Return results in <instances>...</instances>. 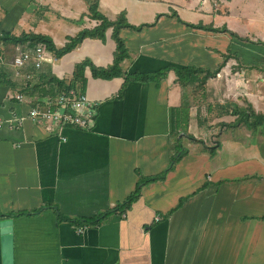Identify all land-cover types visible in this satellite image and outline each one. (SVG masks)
Instances as JSON below:
<instances>
[{
  "label": "crops",
  "instance_id": "1",
  "mask_svg": "<svg viewBox=\"0 0 264 264\" xmlns=\"http://www.w3.org/2000/svg\"><path fill=\"white\" fill-rule=\"evenodd\" d=\"M243 2L98 0L111 20L124 11L132 25L154 23L121 30L130 55L120 76L94 78L86 68L84 93L98 105L90 129L50 132L26 115L30 102L55 97L51 78L71 79L84 59L112 63L110 30L40 69L27 64L22 73H32L30 80L16 74L14 46L0 41V221L13 220V264H264V126L236 123L231 112L248 104L264 112V95L245 81L264 76V45L243 35ZM173 11L252 42L190 28ZM98 22L85 0H0V31L44 34L57 48ZM228 50L243 67L234 69L238 61L228 58L202 95L181 85L173 69L146 82L134 77L187 65L214 70ZM227 71L233 76L225 81ZM225 104L231 107L223 111ZM21 116V126H12ZM137 185L138 196L123 205ZM100 214L99 223L77 232L82 219Z\"/></svg>",
  "mask_w": 264,
  "mask_h": 264
},
{
  "label": "trees",
  "instance_id": "2",
  "mask_svg": "<svg viewBox=\"0 0 264 264\" xmlns=\"http://www.w3.org/2000/svg\"><path fill=\"white\" fill-rule=\"evenodd\" d=\"M88 3V15L98 20V24L93 28H85L79 31L75 36L69 37L68 42L61 48H57L53 43L51 37L44 34H35V33H22L20 35H15L9 32L0 31V41L5 44H24L29 43L31 46L36 44H42L46 47L47 50L54 53L57 57H61L63 54L71 51L75 47H77L81 41L85 38H95V39H105L106 33L108 30L111 31V38L115 42V51L113 54L112 63L106 67H98L95 66L90 60L84 59L81 62L75 65L73 74L71 79H56L51 78L50 82L52 83L51 89L49 91L50 96H56L58 92L62 90L74 89L75 91L84 92V87L86 84L85 70L88 68L91 72L92 77L94 78H103V79H111L113 77L120 76L123 73L122 62L129 57V51L125 45L124 39L121 37L120 32L124 28H130L132 30H141L143 27H147L153 25V23H144L141 25H132L127 21L125 12L122 11L118 14V16L111 20L103 12L99 9L98 0H85ZM159 14L157 17H159ZM172 16L176 17V19L185 24L186 26L193 29H202L212 32H227L233 38H238L243 41L252 42L247 37L239 36L237 33L230 31L226 26H222L221 28H215L212 25H205L201 22L199 23H191L186 22L179 17L177 12L173 11L171 13ZM256 43L263 44L264 42L259 40ZM222 61L218 64V66L214 69H204L195 66H177L172 68H166L165 72H160L158 74H136L134 77L142 82H146L149 80H153L157 77H164L166 72L169 69H173L176 74L177 81L184 86H191L193 90V94L195 96L202 95L205 93L206 89V81L208 78L215 76L222 67L226 64L228 58L234 57L238 61L237 68H242L240 57L237 54L232 53L230 50L226 54H222ZM249 68H257L254 65H250ZM260 69L264 71V66H260ZM130 76L127 74L126 78ZM223 111L229 110L231 104H225L220 106ZM232 113L237 114L238 118L236 123H243L249 128H258L259 126H264V112H256L255 109L248 104L247 107H238L237 105L233 106L231 110ZM180 126V122L178 119L173 120V128L177 129ZM183 131H186V126H183ZM210 154L213 155L215 153V147H210ZM178 156L174 159L177 160ZM159 176L145 178L143 182H149L157 179ZM162 177V175L160 176ZM140 191V187L135 190V192L127 198L123 205H128L132 200H134ZM103 214L98 215L97 217L92 218H84L81 221L85 222V224L95 225L99 223Z\"/></svg>",
  "mask_w": 264,
  "mask_h": 264
},
{
  "label": "built area",
  "instance_id": "3",
  "mask_svg": "<svg viewBox=\"0 0 264 264\" xmlns=\"http://www.w3.org/2000/svg\"><path fill=\"white\" fill-rule=\"evenodd\" d=\"M1 43H4L1 41ZM13 64L17 68L16 74L23 75L25 80L32 78V73H22V68L31 64L35 69H40L44 63H53L56 55L46 49L42 44L31 46L29 43L13 45ZM19 101H25L23 94H17ZM26 115L38 122H46L50 132H57L64 126H74L82 129L92 128L97 116V103L88 98L84 92L74 89L62 90L55 97H47L42 101L30 102ZM25 116L15 117L16 126H21ZM3 121L0 119V126ZM158 219V218H157ZM90 225L83 224L76 227L78 233H83Z\"/></svg>",
  "mask_w": 264,
  "mask_h": 264
},
{
  "label": "rangeland",
  "instance_id": "4",
  "mask_svg": "<svg viewBox=\"0 0 264 264\" xmlns=\"http://www.w3.org/2000/svg\"><path fill=\"white\" fill-rule=\"evenodd\" d=\"M256 1L257 0H246V2H243L244 4H242V7H239L238 10H241V12L243 14L240 18V27L243 30L245 29L244 31H246V32H243L242 29L241 30L239 29V31H242L243 35H246V36L248 35L249 37L253 35L255 38L254 39L255 42H257L259 40L264 42V23L262 22L264 20V18H262L263 16L261 15V13H264V0L257 1V2ZM254 19H257V22H251V23L246 24L244 21V20H246L248 22L249 20H254ZM257 46L260 47L259 45H257ZM261 50L264 51L263 48H261ZM238 52H240V51H238ZM259 58H260V56H259ZM255 62H256V64L259 63L260 65H263V63H262L263 60L262 61H255ZM224 74L225 75H223L224 76L223 78L225 79V81L227 78L231 79L233 76L231 71H227ZM258 75H261V74H258ZM245 78H246L245 81L248 83V87H250L251 90L252 89L255 90L256 93H258L259 95H264V76H262V75L261 76H252V77L248 76ZM261 107H262V109H259V111L264 110V99H263V103H262Z\"/></svg>",
  "mask_w": 264,
  "mask_h": 264
},
{
  "label": "water",
  "instance_id": "5",
  "mask_svg": "<svg viewBox=\"0 0 264 264\" xmlns=\"http://www.w3.org/2000/svg\"><path fill=\"white\" fill-rule=\"evenodd\" d=\"M2 234L3 264H13V220L10 218L0 221Z\"/></svg>",
  "mask_w": 264,
  "mask_h": 264
}]
</instances>
